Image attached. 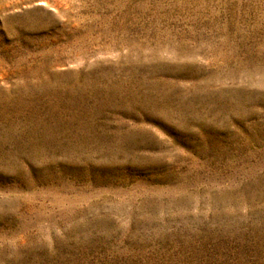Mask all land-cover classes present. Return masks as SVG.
<instances>
[{"label":"rangeland","instance_id":"rangeland-1","mask_svg":"<svg viewBox=\"0 0 264 264\" xmlns=\"http://www.w3.org/2000/svg\"><path fill=\"white\" fill-rule=\"evenodd\" d=\"M0 264H264V0H0Z\"/></svg>","mask_w":264,"mask_h":264}]
</instances>
